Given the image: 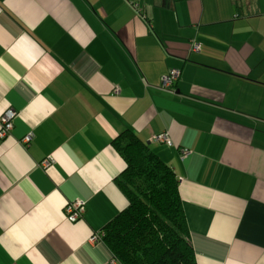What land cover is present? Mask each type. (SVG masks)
<instances>
[{"label": "crops", "instance_id": "obj_1", "mask_svg": "<svg viewBox=\"0 0 264 264\" xmlns=\"http://www.w3.org/2000/svg\"><path fill=\"white\" fill-rule=\"evenodd\" d=\"M6 110L0 264H112L90 240L128 205L126 130L178 179L196 264H264V0H0Z\"/></svg>", "mask_w": 264, "mask_h": 264}, {"label": "trees", "instance_id": "obj_2", "mask_svg": "<svg viewBox=\"0 0 264 264\" xmlns=\"http://www.w3.org/2000/svg\"><path fill=\"white\" fill-rule=\"evenodd\" d=\"M112 146L126 164L116 184L128 203L100 232L114 264H196L172 169L130 130Z\"/></svg>", "mask_w": 264, "mask_h": 264}, {"label": "built area", "instance_id": "obj_3", "mask_svg": "<svg viewBox=\"0 0 264 264\" xmlns=\"http://www.w3.org/2000/svg\"><path fill=\"white\" fill-rule=\"evenodd\" d=\"M132 7L134 9L138 8V5L133 3ZM200 50V46L196 43L191 44V51L192 52H198ZM179 78V72L177 70H170L165 76L162 77L161 79V88L162 89H170L172 86L176 83V81ZM16 114L12 110H6L1 116H0V140L7 137L13 127V120L15 118ZM32 140V136L28 135L22 140V144H28ZM155 142L165 144L167 146H172L173 141L169 137L168 133H163L160 135H157L154 138ZM180 154L182 158H187L188 156L191 155V151L182 149L180 151ZM50 166V161L45 160L42 163H40V167L43 169H47V167ZM85 207L82 202H74L71 204H68L64 208V214L66 217V221L70 223H74L77 220H79L82 215L84 214ZM102 235L101 233L93 236L90 240L91 243H98L102 241ZM112 264H114V261L112 260Z\"/></svg>", "mask_w": 264, "mask_h": 264}]
</instances>
